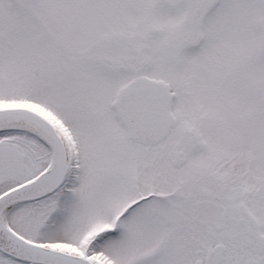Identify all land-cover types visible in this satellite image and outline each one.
Segmentation results:
<instances>
[{
	"label": "snow or ice",
	"instance_id": "obj_1",
	"mask_svg": "<svg viewBox=\"0 0 264 264\" xmlns=\"http://www.w3.org/2000/svg\"><path fill=\"white\" fill-rule=\"evenodd\" d=\"M0 264H264V0H0Z\"/></svg>",
	"mask_w": 264,
	"mask_h": 264
}]
</instances>
